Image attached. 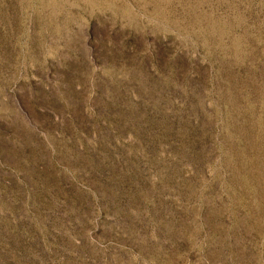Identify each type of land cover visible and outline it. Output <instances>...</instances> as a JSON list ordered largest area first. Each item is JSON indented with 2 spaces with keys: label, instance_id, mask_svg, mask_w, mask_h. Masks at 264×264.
<instances>
[{
  "label": "rangeland",
  "instance_id": "1",
  "mask_svg": "<svg viewBox=\"0 0 264 264\" xmlns=\"http://www.w3.org/2000/svg\"><path fill=\"white\" fill-rule=\"evenodd\" d=\"M0 264H264V0H0Z\"/></svg>",
  "mask_w": 264,
  "mask_h": 264
}]
</instances>
